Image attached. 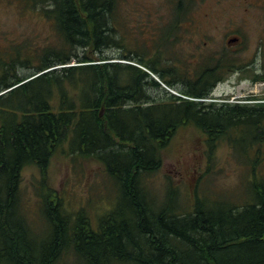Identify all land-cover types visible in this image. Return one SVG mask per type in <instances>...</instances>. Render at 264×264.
Here are the masks:
<instances>
[{"label": "trees", "instance_id": "obj_1", "mask_svg": "<svg viewBox=\"0 0 264 264\" xmlns=\"http://www.w3.org/2000/svg\"><path fill=\"white\" fill-rule=\"evenodd\" d=\"M14 1L50 24L52 40L0 49V264H264L257 172L264 99L239 105L210 96L224 74L242 68L206 58L189 75L165 58L131 52L120 34L126 0ZM170 1L175 22L191 20V1L188 9L185 0ZM113 48L121 53L107 56ZM215 69L221 76L204 80ZM250 79L264 82V74ZM187 127L200 132L208 157L225 142L240 158L249 177L245 200L213 201L197 191L182 200L170 182L154 185L161 151ZM64 146L103 167L114 202L93 221L47 188L35 229L22 210L21 172L34 166L44 174Z\"/></svg>", "mask_w": 264, "mask_h": 264}, {"label": "rangeland", "instance_id": "obj_2", "mask_svg": "<svg viewBox=\"0 0 264 264\" xmlns=\"http://www.w3.org/2000/svg\"><path fill=\"white\" fill-rule=\"evenodd\" d=\"M185 1L186 9L191 1V9L186 16L195 21V27L188 24L181 27L175 40H172L174 33L168 30V23L174 21L175 15V6L170 0L124 1L120 9L124 21L120 34L126 47L133 53H145L147 60L155 57L158 61L162 58L169 61V57H178L183 64L191 60L187 70L193 73H197L199 67L202 69L206 58H209V63L211 59H220L222 63L235 64L242 68L241 72L234 70L224 74L225 79L212 88L211 98L217 103L239 105L264 99V82L252 83L250 79L254 73L264 74V43L260 42L264 32V0ZM159 29L161 36L154 37L151 32ZM51 32L50 24L37 13L22 10L14 0H0V49L10 42L25 39L32 45H42L48 38L52 40ZM234 37L242 43L228 45V39ZM164 38L169 41L166 45L162 44ZM174 42L177 46L173 45ZM158 44H161V51L156 55ZM191 52L201 54L195 71ZM120 53L113 48L106 55L118 56ZM163 62H159L162 67ZM150 76L158 81L155 75L150 73ZM161 87L179 96L176 89H166L163 84ZM148 92L152 94V91ZM66 152V146L63 151L58 150L51 157L44 174L34 166L21 172L22 210L35 229L41 225V202L49 193L47 188L57 193L68 211L82 208L93 221L111 207L112 199L114 202L115 191L103 167L95 161L70 156ZM210 156L197 129L181 128L161 151L162 166L152 181L157 186L170 182L178 188L182 200L193 199L195 191L213 201L220 199L234 203L245 200L249 177L240 158L225 142L219 144ZM260 158L257 172L264 178V156ZM162 195L161 192L159 197Z\"/></svg>", "mask_w": 264, "mask_h": 264}, {"label": "flooded vegetation", "instance_id": "obj_3", "mask_svg": "<svg viewBox=\"0 0 264 264\" xmlns=\"http://www.w3.org/2000/svg\"><path fill=\"white\" fill-rule=\"evenodd\" d=\"M262 8L264 9V6H262ZM194 23H195V21H192V20H189V21H179V22L170 21L168 23V28L177 26V29L170 30L171 33H174V35L172 36V37H174V39H172V40H175L176 38H178V34L176 32L179 31V29L181 27H184L185 25L188 24L189 26L191 25V27L194 28L195 27V26H193ZM158 33H159V30H156V32L155 31L151 32V34H153L154 36H156ZM164 39H166V38H164ZM261 41H262V43H264V32L262 33V36L260 38V42ZM168 42L169 41L166 42V40H165V42L162 43V44L163 45H166ZM236 43L237 44L238 43L241 44L242 42L240 40H238V38H235V37L232 38V39H228V45H230V44L231 45L232 44L236 45ZM173 45L177 46V43L174 42ZM164 48H165V46H164ZM190 54H191V58L194 59V63H195V64L193 63L194 66L196 65L195 67L193 66L194 67V71H195L196 70V67H197V61L201 57V54H199L197 52H191ZM223 55L224 54H221V58L223 57ZM169 62L171 63L172 68H174L176 70L181 69L184 66V68H182V70L184 71V73L189 74V75H193L194 74L193 72L187 70L188 69V66H191V63H192L191 60H190V62H188V63L186 62L185 64H183V62L181 63V61H180V59L178 57H172V58L169 57ZM219 76H221V72L217 71L216 69L215 70H210V72H208V74H207V77H204V80H207L208 82H213ZM216 84H217V82L215 83V85Z\"/></svg>", "mask_w": 264, "mask_h": 264}]
</instances>
